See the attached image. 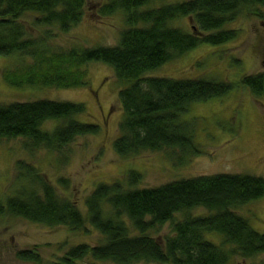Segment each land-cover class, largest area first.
Instances as JSON below:
<instances>
[{
  "label": "trees",
  "instance_id": "trees-1",
  "mask_svg": "<svg viewBox=\"0 0 264 264\" xmlns=\"http://www.w3.org/2000/svg\"><path fill=\"white\" fill-rule=\"evenodd\" d=\"M165 1L109 0L100 7V14L122 12L127 25L118 44L87 47L73 42L67 47L58 39L83 23L86 0H0V57L14 60L3 71L4 80L13 87L82 88L89 84L88 66L104 63L125 83L118 93L123 115L114 152L132 157L171 150L196 156L200 149L198 145L193 148V130L180 117L194 103L224 96L230 84L149 74L200 44L234 40L237 31L223 27L243 11L261 17L253 8L264 7V0ZM180 17L191 18L190 32L173 26ZM239 83L264 103V72L244 76ZM86 112L83 104L72 102L0 104V140L21 138L31 150L61 152L78 137L98 133L99 127L91 122L76 120ZM48 122L58 124L49 130ZM17 167L21 186L0 205V214L72 232L87 231L88 223L103 237L97 245L71 247L52 264H79L87 257L92 259L90 264H231L236 258L245 264H264L254 261L264 255V232L237 213L242 206L264 198L263 177L215 174L136 188L142 176L130 171L126 187L118 181L99 184L87 197L83 216L34 166L19 162ZM200 208L208 215H190ZM177 214L181 219H175ZM166 223L171 224V234L162 242L148 234ZM206 233L220 234L221 244L207 241ZM16 258L41 264L36 249L18 251Z\"/></svg>",
  "mask_w": 264,
  "mask_h": 264
},
{
  "label": "rangeland",
  "instance_id": "rangeland-1",
  "mask_svg": "<svg viewBox=\"0 0 264 264\" xmlns=\"http://www.w3.org/2000/svg\"><path fill=\"white\" fill-rule=\"evenodd\" d=\"M109 0H86L82 24L58 39L71 46L73 42L87 47L114 46L120 33L127 28L122 12L101 15L100 7ZM181 0H167L175 3ZM153 3L152 5H159ZM257 14L243 11L234 21L223 27L237 31L234 40L221 45L200 44L184 56L169 62L149 76L170 77L178 80L202 78L230 84L222 97L194 103L180 117L193 130L194 145L200 153L190 156L179 151L144 152L132 157H120L113 150L119 135L122 107L118 93L125 86L115 77L113 69L104 63L88 66L89 84L82 88L57 89L43 87H13L3 77V71L13 66L11 57H0V104L50 100L83 104L87 112L76 120L91 122L99 127L96 135L78 137L61 152L45 148L29 149L25 139L0 140V205L21 186L18 184L17 164L34 166L56 189L57 194L75 203L86 216L85 201L102 183L118 181L128 184V173L136 171L142 179L135 187L154 188L180 179L215 174H248L264 178V103L257 101L249 90L240 85L244 76L264 72V7L253 8ZM175 28L190 32L191 18L180 17ZM58 123L48 122L46 129ZM193 151L190 149L188 152ZM251 226L264 232V198L237 209ZM193 217L207 216L205 209H194ZM177 214L175 219H181ZM87 231L72 232L65 227H48L21 218L0 214V264H32L16 258L18 251L36 249L41 264H52L63 258L69 249L85 243L99 244L103 237L86 223ZM137 235L138 232L132 230ZM148 234L160 242L171 234V224L152 229ZM205 239L220 245L222 236L206 233ZM89 257L79 264H90ZM256 263L264 262V255ZM250 263L251 261H247ZM96 264H113L96 261ZM147 264V263H137ZM231 264H245L233 259Z\"/></svg>",
  "mask_w": 264,
  "mask_h": 264
}]
</instances>
